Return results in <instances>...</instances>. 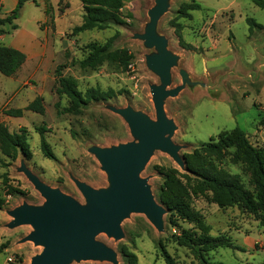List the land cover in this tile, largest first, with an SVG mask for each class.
Here are the masks:
<instances>
[{"label": "rangeland", "instance_id": "rangeland-1", "mask_svg": "<svg viewBox=\"0 0 264 264\" xmlns=\"http://www.w3.org/2000/svg\"><path fill=\"white\" fill-rule=\"evenodd\" d=\"M192 1L199 3L200 8L182 14L181 5ZM41 2L43 8L40 11L30 3L24 6L18 23L29 26L33 12L40 13V27L52 36L53 78L36 81L24 78L26 73L21 72L19 77L26 82L10 81L9 91L16 92L12 101L0 109V122H4L11 132H18L20 127L27 129L31 151L30 159L18 154L8 167L0 166V174L7 177L8 185L5 186L0 177V196L5 200L0 209V264H28L31 257L42 249L31 241H21L32 230L30 225L6 226L11 220L8 210L24 202L41 204L44 201L24 173L17 170L21 161L42 181L84 203L72 177L94 188L108 185L105 172L88 148L92 145L109 147L133 140L127 123L108 106H131L155 118L149 85L159 83V78L145 61L146 55L155 49L146 47L142 40L133 36L143 32L148 22L147 11L154 5V0H123L121 12L126 23L77 34L72 33V28L82 21L79 0H35L33 3L38 6ZM248 18L254 19L260 27L252 26L250 31ZM157 31L167 38L168 49L178 57L171 69V86L181 83V69L187 73L185 86L176 96L164 101L165 112L176 126L172 140L180 146L179 154L184 161L202 143L216 141L220 133L229 132L236 126L245 132L251 144L264 148V8L251 0H168L167 11L159 18ZM178 33L183 44L179 42ZM112 37L114 47L127 48L133 56L127 70H118L109 62L96 68L79 66L80 59L87 54L88 43L103 44ZM57 66H60L62 76L72 79L80 91L97 88L108 92L110 97L91 101L76 112L57 115L54 103L58 100L62 106L68 103L65 95L59 98L54 92ZM11 93L7 92V96ZM36 96L43 97L45 112L42 115L25 110L20 117H10L2 112L11 107L23 108ZM42 123L48 128L45 139L54 159L41 152L36 127ZM214 164L228 173L237 174L244 186L252 190L242 164L232 162L228 153ZM156 167L177 169L179 173H184L185 168H180L167 153L153 152L141 176L148 179L158 200L163 177ZM11 189L19 191L9 194ZM190 203L210 227L211 235L225 233L244 248V251L216 248L207 254L210 261L264 264V226L254 214L236 205L220 208L202 195H191ZM169 217V213L164 215V229L159 232L144 214L130 213L121 222L122 238L114 239L101 233L97 239L116 251L118 264H128L127 253L136 256L137 264H165L160 245L165 246L178 264H199L188 249L174 242L172 234L178 229L169 223ZM171 219L177 220L183 228L191 227L174 213ZM70 264L112 263L74 260Z\"/></svg>", "mask_w": 264, "mask_h": 264}, {"label": "water", "instance_id": "water-1", "mask_svg": "<svg viewBox=\"0 0 264 264\" xmlns=\"http://www.w3.org/2000/svg\"><path fill=\"white\" fill-rule=\"evenodd\" d=\"M167 8L168 0H154L143 32L133 35L146 47L155 49L145 57L147 67L159 78V83L149 85L155 118L131 106L109 105L127 123L133 140L88 148L105 172L108 185L94 188L72 177L84 197L82 203L42 181L23 161L17 168L44 199L41 204L24 202L7 211L11 220L6 226L30 225L32 230L21 241H31L42 248L28 264H70L74 260L118 264L116 251L97 236L104 233L114 239L122 238L121 222L130 213L144 214L157 231H163L167 209L158 202L141 172L155 150L167 153L180 168L185 165L180 146L172 140L176 126L164 109L165 99L176 96L188 82L186 71L181 69V83L171 86V69L178 57L168 49L167 38L157 31L158 20Z\"/></svg>", "mask_w": 264, "mask_h": 264}, {"label": "trees", "instance_id": "trees-1", "mask_svg": "<svg viewBox=\"0 0 264 264\" xmlns=\"http://www.w3.org/2000/svg\"><path fill=\"white\" fill-rule=\"evenodd\" d=\"M29 0H18L15 8L3 15L0 14V34L10 33L17 28L16 19L20 15V9ZM35 2V0H31ZM82 5V21L72 28V33L77 34L93 28H104L111 24L126 23L122 15L123 0H79ZM255 5L264 8V0H251ZM199 3L192 1L181 5V13L187 10H197ZM131 17V14H128ZM250 31L252 26L260 27L254 19L248 18ZM179 42L183 44L178 33ZM113 37L105 43L91 42L86 45L87 54L80 59L81 68H96L103 62H109L118 70H127L133 56L124 47H114ZM191 48V45H185ZM25 54L11 46L0 44V73L5 76H14L25 61ZM57 77V85L54 92L60 98L67 97V105L62 106L60 101L54 103L57 115L78 111L91 101L105 100L110 97L108 92L97 88H88L80 91L75 82L60 73V66L54 70ZM25 110L44 114L43 97L36 96L23 108H7L2 112L10 117H20ZM48 128L44 123L36 127L39 134V145L42 154L54 159V154L45 139ZM231 148V151L229 149ZM234 163H241L249 176L252 190L246 188L237 174L228 173L218 168L214 161H221L225 154ZM18 154L26 159L31 158V151L27 141V129L20 127L18 132H11L4 122H0V166L8 167ZM185 172L179 173L177 169L163 170L156 167L163 177V184L158 194V200L164 204L167 213L170 214L169 223L178 229L172 234L174 242L188 249L199 264H224L212 262L208 259V252L216 248H232L243 250L235 244L232 238L220 233L210 234V227L203 221L201 214L191 206V195H202L207 201L215 203L220 208L238 206L246 212L254 214L264 226V148L254 146L248 140L245 132L238 126L229 132L218 135L216 141L204 142L194 152L185 157ZM180 176L181 178H179ZM2 182L7 185V177L0 174ZM184 179V182L183 180ZM19 190L11 189L10 193ZM4 198L0 196V209L4 206ZM172 213L184 222L191 225L183 228L177 220H172ZM161 256L165 264H178V261L167 251L165 246L160 245ZM128 264H137L133 253L126 254Z\"/></svg>", "mask_w": 264, "mask_h": 264}, {"label": "crops", "instance_id": "crops-1", "mask_svg": "<svg viewBox=\"0 0 264 264\" xmlns=\"http://www.w3.org/2000/svg\"><path fill=\"white\" fill-rule=\"evenodd\" d=\"M17 1L18 0H0V14L3 15L13 10ZM38 1L40 0H37V2ZM28 3L32 4L37 10L43 8L42 2L39 3L38 6H35L31 0L26 1L20 9L19 17L15 21L17 28L10 33L0 34V44L18 49L22 51L26 57L23 65L14 76H5L0 73V109L12 101V96L16 92L15 90L9 91L10 81H18L17 84H23L26 82L27 78H32L36 81H44L46 79L53 78L51 74L54 47L50 43L52 36L48 35L46 29H42L40 27V13L37 14L35 11L33 12L32 22L29 26H20L18 23V19L21 17L22 9L24 6L28 5ZM21 72L26 73V76L24 77L26 79L19 77ZM7 92L12 93L7 96ZM5 96L7 97L4 98ZM15 96H18V94ZM20 97L24 98L22 95H20Z\"/></svg>", "mask_w": 264, "mask_h": 264}]
</instances>
